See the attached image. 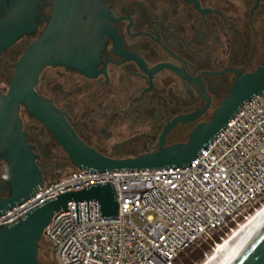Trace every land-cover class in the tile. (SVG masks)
<instances>
[{"label": "flooded vegetation", "instance_id": "af4514ba", "mask_svg": "<svg viewBox=\"0 0 264 264\" xmlns=\"http://www.w3.org/2000/svg\"><path fill=\"white\" fill-rule=\"evenodd\" d=\"M83 7L89 46L75 54L85 67L48 65L35 91L85 146L113 160L188 142L196 126L212 120L239 73L264 62L263 0H85ZM53 13V0H0V33L7 25L22 32L0 50L3 95ZM18 115L44 183L77 171L43 123L23 106ZM10 173L2 160L0 200L9 196Z\"/></svg>", "mask_w": 264, "mask_h": 264}, {"label": "built area", "instance_id": "2783aa9c", "mask_svg": "<svg viewBox=\"0 0 264 264\" xmlns=\"http://www.w3.org/2000/svg\"><path fill=\"white\" fill-rule=\"evenodd\" d=\"M115 186L119 215L100 219L99 201L68 204L44 230L56 264H174L189 248L240 225L264 198V93L252 97L184 168L74 171L44 183L0 217V226L43 202L90 184ZM231 232L233 229H230Z\"/></svg>", "mask_w": 264, "mask_h": 264}, {"label": "water", "instance_id": "95a60500", "mask_svg": "<svg viewBox=\"0 0 264 264\" xmlns=\"http://www.w3.org/2000/svg\"><path fill=\"white\" fill-rule=\"evenodd\" d=\"M264 1V0H263ZM85 0H53L51 23L24 52L16 65L10 89L0 92V162L10 164L8 178L10 193L0 200V217L7 211L39 192L44 179L28 135L22 129L18 110L25 107L31 115L49 129L71 158L74 167L90 173L120 170H143L188 167L234 118L252 97L264 93V62L253 72L242 74L233 85L228 97L214 112L209 123H201L190 133L189 140L165 148L163 142L158 152L134 159L117 161L107 158L85 146L71 128L56 114L53 106L35 91L41 71L48 65H67L84 68L75 53L86 51L88 23L83 21ZM9 25L0 33V50L6 49L22 35ZM71 53L62 59V54ZM81 59V58H80ZM200 114L186 119L194 120ZM99 201L100 219L117 218L119 203L115 186L111 183L90 184L84 190L68 192L49 199L15 221L0 226V264H43L39 260L44 230L57 212L68 211L69 202ZM229 264H264V224Z\"/></svg>", "mask_w": 264, "mask_h": 264}, {"label": "bare ground", "instance_id": "6f19581e", "mask_svg": "<svg viewBox=\"0 0 264 264\" xmlns=\"http://www.w3.org/2000/svg\"><path fill=\"white\" fill-rule=\"evenodd\" d=\"M264 224V204L215 247L203 264H229Z\"/></svg>", "mask_w": 264, "mask_h": 264}, {"label": "rangeland", "instance_id": "374dc122", "mask_svg": "<svg viewBox=\"0 0 264 264\" xmlns=\"http://www.w3.org/2000/svg\"><path fill=\"white\" fill-rule=\"evenodd\" d=\"M263 204H264V198L262 199L261 203L256 206V209L260 208ZM254 212L255 211L253 209L250 210L251 214H253ZM245 221L246 220H244L243 218H239L238 219V222H239L240 225L242 223H244ZM231 228L233 230H235L238 227H237V225L235 223H230L228 226H225L221 230L216 231L214 233V235H213V240L201 241L198 245H195L194 248L190 249L189 251L184 252L183 253L184 257L183 258H181V255L178 257V259L181 258V264H191L192 262H193L192 264H203V262L206 260V258L209 255H211V253L213 252V250L215 249L217 244H219V242H216V239H215L216 236H220V239H221L220 242H222L223 239H225L227 236H229L231 234V230H230ZM211 241H213L214 244H213L211 250L206 253L205 259L203 261H201V262H197V261L195 262V256H196V254L198 252L197 249L198 248L199 249L202 248V243L211 242ZM43 242L47 244L45 239H43ZM47 249L49 250V248H47ZM47 249H42L40 251V259H41L42 263H44V264H56V261H55L54 257L52 256L51 251L47 254V251H48ZM184 258H186V259H184Z\"/></svg>", "mask_w": 264, "mask_h": 264}, {"label": "trees", "instance_id": "16d2710c", "mask_svg": "<svg viewBox=\"0 0 264 264\" xmlns=\"http://www.w3.org/2000/svg\"><path fill=\"white\" fill-rule=\"evenodd\" d=\"M242 218V217H241ZM216 242H219V243H221L220 241H221V239H220V236H216ZM213 244H214V242L213 241H211V242H204V243H202V248H198L197 249V254H196V256H195V262L197 261V262H201V261H203L204 259H205V255H206V253L208 252V251H210L211 250V248H212V246H213ZM47 248H49V250L47 249ZM192 248H194V246L193 247H191V248H189L188 250H186V251H189L190 249H192ZM42 249H47L46 251H47V254L51 251V254H52V256L54 257V259H55V256H54V252H53V250H52V248H51V246L47 243H44L43 242V240H42V242H41V250ZM40 250V251H41ZM185 251V252H186ZM184 257V254L182 253L181 254V258H183ZM181 258L180 259H176L175 260V263L174 264H181ZM184 259H186V258H184ZM39 260L41 261V259H40V255H39ZM56 261V260H55ZM42 262V261H41ZM193 263V262H192ZM191 263V264H192ZM44 264V263H43Z\"/></svg>", "mask_w": 264, "mask_h": 264}]
</instances>
